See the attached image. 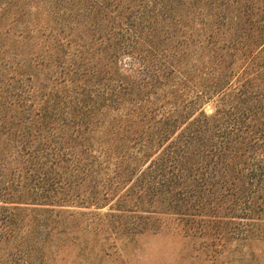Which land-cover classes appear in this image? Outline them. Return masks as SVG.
Wrapping results in <instances>:
<instances>
[{"label":"trees","instance_id":"16d2710c","mask_svg":"<svg viewBox=\"0 0 264 264\" xmlns=\"http://www.w3.org/2000/svg\"><path fill=\"white\" fill-rule=\"evenodd\" d=\"M120 1L33 0L0 22V264L44 260L51 222L102 207L119 182L131 183L121 201L132 188L183 210L239 200V0L127 14ZM167 9L170 50L157 31Z\"/></svg>","mask_w":264,"mask_h":264},{"label":"rangeland","instance_id":"374dc122","mask_svg":"<svg viewBox=\"0 0 264 264\" xmlns=\"http://www.w3.org/2000/svg\"><path fill=\"white\" fill-rule=\"evenodd\" d=\"M147 1L121 0L120 4L128 8H123L127 14L144 7L142 4ZM32 2L0 0L3 30L11 28L13 12ZM237 6L239 200L214 196L199 207L183 210L184 207L148 204L143 197L139 201V191L132 188L121 201L116 194L131 183L119 182L116 194L98 205L102 207L83 208L84 215H72L67 210L62 212L61 222L53 220L45 259L35 264H264V0H239ZM167 10L169 18L163 17L157 31L163 28V33L171 34L163 43L170 50L179 30L175 10ZM222 38L219 35L220 45ZM151 55L148 49L142 52L146 59ZM128 57L120 55L119 62H128ZM30 100L27 97L22 103L29 104ZM204 108L211 113L214 103L209 102ZM115 175L119 174L110 173L112 184L121 178ZM137 175L129 177L135 179ZM65 204L69 207L66 209L79 211L70 208L71 203Z\"/></svg>","mask_w":264,"mask_h":264}]
</instances>
